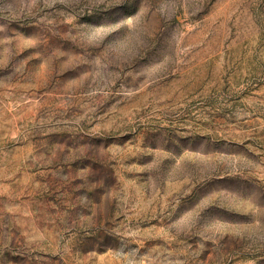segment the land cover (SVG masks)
<instances>
[{"label": "rangeland", "instance_id": "obj_1", "mask_svg": "<svg viewBox=\"0 0 264 264\" xmlns=\"http://www.w3.org/2000/svg\"><path fill=\"white\" fill-rule=\"evenodd\" d=\"M0 264H264V0H0Z\"/></svg>", "mask_w": 264, "mask_h": 264}]
</instances>
